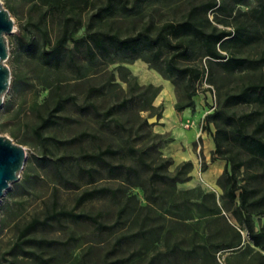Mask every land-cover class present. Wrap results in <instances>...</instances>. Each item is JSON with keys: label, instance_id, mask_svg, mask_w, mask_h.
I'll list each match as a JSON object with an SVG mask.
<instances>
[{"label": "rangeland", "instance_id": "obj_1", "mask_svg": "<svg viewBox=\"0 0 264 264\" xmlns=\"http://www.w3.org/2000/svg\"><path fill=\"white\" fill-rule=\"evenodd\" d=\"M66 1L58 0L60 5L54 6L41 0H0L14 28L6 36L8 57L4 64L10 79L0 106V136L8 137L25 152L18 180L0 198V264H264V252L252 245L239 219L238 201L231 203L223 198L217 186L220 176L208 173L210 158L205 162L200 136L215 132L204 116L217 108L226 94L264 77V65L257 70L245 68L226 74L213 64L209 74L205 72L202 81L196 84L192 108L176 112L174 107L186 103L184 83L176 82L174 86L163 79L148 62V53L135 60L110 54L88 62L83 48H79L72 51V63L63 59L57 67H51L41 65L36 58L37 50L30 55L26 46L32 40L38 48L43 40L41 31L51 46L59 35L62 16L80 21L73 39L90 30L124 37L147 25L154 32L165 23L177 22L190 5L206 0H143L137 3L133 14L115 12L91 24L90 16L105 0H87L86 5L73 9ZM126 1L130 7L133 0ZM257 2L246 0L236 7L232 17L212 11L208 14L209 21L219 30L232 31L240 22L253 21L251 15L242 13H249ZM71 47L68 43L66 50ZM223 54L250 59L264 57V42L231 46ZM193 64L200 68L207 66L205 59ZM97 87H102L101 94L87 95L89 88ZM65 97H72L79 107L92 103L99 113L121 101L126 103L100 121L90 113H78L71 101L61 102L62 109L55 113L56 124L41 132L43 141L37 140L34 131L39 119ZM228 111L237 115L258 111L259 118H264V107L253 104L230 107ZM79 133L91 138L68 143ZM105 147L122 153V157L111 160L113 164L138 168L128 158V149L145 150V159H153L155 164L160 159H169L171 164L166 173L170 175L177 165L189 162L190 178L174 186L158 185L150 197L143 180L136 182L140 187H127L100 175L93 184H87L77 175L79 167H88L80 156ZM224 149L227 157L245 162L237 173L238 181L252 191V199L260 198L264 194V164L249 162V156L236 147ZM44 157L48 159L45 164L37 161ZM54 162L66 179L77 183L76 190L58 184ZM202 163H206L205 170ZM94 187H117L120 193L116 202L92 201L74 212L97 214L100 223L110 225L117 209L125 204L116 227L97 231L89 223L61 221L31 235L63 243L49 249L26 248L44 263L11 252L18 230L32 218L41 219L53 201L56 209H72L75 197ZM250 211L254 230L264 228V206L256 205Z\"/></svg>", "mask_w": 264, "mask_h": 264}, {"label": "trees", "instance_id": "obj_2", "mask_svg": "<svg viewBox=\"0 0 264 264\" xmlns=\"http://www.w3.org/2000/svg\"><path fill=\"white\" fill-rule=\"evenodd\" d=\"M59 6L58 0H41ZM87 0H67L66 5L73 9L86 5ZM143 0H133L132 5L127 7L126 0H105V4L99 7L90 16L89 24L100 22L105 16H111L115 12L124 15L135 13V6ZM246 0H206L199 4L190 5L181 20L169 22L158 27L154 32L151 25L145 26L141 31L131 36L120 37L117 34L104 33L101 31H88L83 37L73 39V34L80 26V21L76 17L62 16L60 18V31L57 39L49 46L46 34L41 31L42 42L36 48V44L31 40L28 53L33 55L36 50V58L43 66L57 67L63 59L73 62L72 51L83 48V56L88 62H92L96 57H107L110 54H120L130 60L138 59L143 53L149 54V61L154 65L155 70L160 76L175 86L176 82H183V93L186 103L183 106H176V112L184 108H192V97L195 96L196 84L201 82L205 72L216 64L226 74H233L242 69L248 68L257 70L264 65V57L250 59L226 55L231 46H249L259 41L264 42V0H258L257 7L251 9L249 13L253 21L240 22L234 30H219L211 25L208 14L212 11L219 12L223 16L232 17L238 5H243ZM238 14H241L237 10ZM89 30V29H88ZM68 43L72 44L71 49L66 50ZM198 59H205L206 68H200L193 64ZM186 63L180 65V63ZM102 87L89 88L87 95H99ZM71 101L78 113H90L96 119L102 121L103 118L112 114L114 109H121L126 101H121L114 107L108 108L103 113L97 112L92 103L85 106H75L72 97L62 98L60 102L48 111L47 115L39 119L34 131L35 137L39 141L44 139L41 132L56 124L55 113L62 109V103ZM257 105L264 107V77L255 81L248 82L239 91L228 93L224 96L221 104L211 113L204 116L206 124H212L215 132L210 134L214 150L210 155V162L217 160L224 161L222 174L217 179V186L222 190V196L228 202L238 201V215L242 221L247 236L253 246L264 252V228L259 231L254 230L250 211L254 206H264V194L258 199H252V191L248 190L244 184L238 181L237 173L245 166L244 161H235L233 156H226L224 146L236 147L249 156L251 163L264 164V118L260 119L258 111H252L237 115L229 112L228 108L238 105ZM208 133V130H206ZM91 138V135L79 133L68 143L80 142ZM127 156L135 161L138 168L123 163L113 164L111 160L122 157L118 149L105 147L95 153L82 154L80 156L88 167H79L77 170L78 178H83L87 184H93L100 175L107 179L118 181L120 185L127 187L138 186L136 182L143 180L150 190L149 197L152 196L153 188L156 186H174L189 180L191 164L183 162L177 165L174 172L170 175L166 173L167 167L171 164L169 159H160L158 163L151 159L147 161L145 150L128 149ZM60 161V159H58ZM45 164L48 159L40 158L37 160ZM57 162L53 163L56 169L58 184L65 189L76 190L77 183L66 179ZM202 169H206V163H202ZM142 176H145L142 178ZM25 179L22 178L24 183ZM21 182V183H22ZM55 190L53 191V194ZM119 188L94 187L81 191L74 199L72 209H56L54 201L49 211L41 219L32 218L24 224L17 233L11 252L19 254L38 262H43L32 251L26 248L49 249L63 243L37 239L31 235L37 231H46L54 224L61 221L89 223L97 231H108L116 227L125 212V204L120 206L115 215V220L110 225H104L98 221V215L87 212H77L74 210L85 203L97 200L108 199L116 202ZM116 244L119 240L115 241Z\"/></svg>", "mask_w": 264, "mask_h": 264}, {"label": "water", "instance_id": "obj_3", "mask_svg": "<svg viewBox=\"0 0 264 264\" xmlns=\"http://www.w3.org/2000/svg\"><path fill=\"white\" fill-rule=\"evenodd\" d=\"M13 32V22L0 4V106L9 86L10 73L4 64L8 57L6 36ZM152 120H148L151 123ZM25 161L23 148L8 137L0 136V198L16 182Z\"/></svg>", "mask_w": 264, "mask_h": 264}, {"label": "crops", "instance_id": "obj_4", "mask_svg": "<svg viewBox=\"0 0 264 264\" xmlns=\"http://www.w3.org/2000/svg\"><path fill=\"white\" fill-rule=\"evenodd\" d=\"M200 136H201V140L203 143V149L201 152H202L204 160L206 162V160L210 158V155H211L212 151L214 150V147H213L214 145H213V141H212L210 134H207V135L200 134ZM191 156L193 157V155H191ZM188 160L192 161V159H190V158ZM223 167H224V163L220 160H217L213 163L210 162L208 165V173H210V174L212 173L216 177H219L222 174Z\"/></svg>", "mask_w": 264, "mask_h": 264}, {"label": "bare ground", "instance_id": "obj_5", "mask_svg": "<svg viewBox=\"0 0 264 264\" xmlns=\"http://www.w3.org/2000/svg\"><path fill=\"white\" fill-rule=\"evenodd\" d=\"M13 30H14V28H13Z\"/></svg>", "mask_w": 264, "mask_h": 264}]
</instances>
